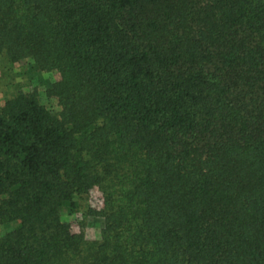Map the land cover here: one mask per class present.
I'll use <instances>...</instances> for the list:
<instances>
[{
  "label": "trees",
  "instance_id": "obj_1",
  "mask_svg": "<svg viewBox=\"0 0 264 264\" xmlns=\"http://www.w3.org/2000/svg\"><path fill=\"white\" fill-rule=\"evenodd\" d=\"M27 61L0 264H264V0H0Z\"/></svg>",
  "mask_w": 264,
  "mask_h": 264
},
{
  "label": "rangeland",
  "instance_id": "obj_2",
  "mask_svg": "<svg viewBox=\"0 0 264 264\" xmlns=\"http://www.w3.org/2000/svg\"><path fill=\"white\" fill-rule=\"evenodd\" d=\"M30 66L29 61L15 67H5V65L0 62V106L3 105V99L11 95L17 87L30 84L34 85V87L37 86L35 74L28 70ZM40 100L42 104L47 107L49 106V103L43 96H41ZM94 221L95 220H89L88 222L89 225L93 226H88L89 234H92L95 231L94 228L100 224L99 221Z\"/></svg>",
  "mask_w": 264,
  "mask_h": 264
}]
</instances>
